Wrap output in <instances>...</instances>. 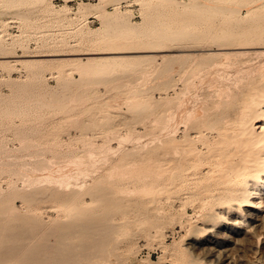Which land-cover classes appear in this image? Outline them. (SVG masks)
<instances>
[{
  "label": "rangeland",
  "instance_id": "rangeland-1",
  "mask_svg": "<svg viewBox=\"0 0 264 264\" xmlns=\"http://www.w3.org/2000/svg\"><path fill=\"white\" fill-rule=\"evenodd\" d=\"M258 1L0 0V225L19 232L3 235L2 245L23 244L38 228L21 225L17 215L57 217L54 189L98 179L119 185L110 255L100 264H227L210 254L212 246L235 254L238 264H264V242L223 220L208 232L194 204L184 213L178 200L140 196L155 185L150 169L162 161L166 107L210 104L259 70L264 48L217 49L221 36L234 45H264V0ZM84 2L108 13L119 7L141 32L100 37L104 16L94 8L84 14ZM123 48L144 51L104 52ZM35 54L53 55L27 56ZM175 125L179 136L185 121ZM55 239L50 235L49 243Z\"/></svg>",
  "mask_w": 264,
  "mask_h": 264
},
{
  "label": "bare ground",
  "instance_id": "bare-ground-1",
  "mask_svg": "<svg viewBox=\"0 0 264 264\" xmlns=\"http://www.w3.org/2000/svg\"><path fill=\"white\" fill-rule=\"evenodd\" d=\"M101 7L100 4L90 7L85 2L82 5L84 14L94 8L98 10L96 15L104 16L100 37L129 39L141 32L137 25L123 19L119 7L113 13ZM220 40L219 50L264 48V45H234V41L223 36ZM182 50L184 48L176 49ZM140 51L144 49L104 52ZM259 52L264 56V50ZM45 55L53 54L27 56ZM257 66H260L259 70L245 84L213 99L210 104L190 108L188 102H177L174 109L166 107L160 146L162 161L158 168L150 169L156 177L155 185L142 188L140 196L155 198L161 194L168 202L178 200L184 213L188 203L194 204L203 223L211 224L207 227L203 224V229L211 232L218 221L223 220L225 226L238 234L253 236L260 245L264 242V60ZM187 67L185 69H189ZM179 120H184L185 125L182 134L176 136L172 131ZM117 186L107 187L97 179L85 188L54 189L51 197L57 201V217L48 222L37 214L31 218L24 213L17 215L21 225L33 223L38 227L29 241L20 245L16 239L11 246L2 245L6 241L3 235H18L14 230L16 225L3 221L0 225V264H100L106 255H110L108 245L116 227L112 210L117 205L114 197ZM88 195L91 196L90 203L86 200ZM96 202L97 206L94 205ZM12 210L16 212V209ZM62 216H66L65 219ZM71 234L83 238L76 243L69 242L66 237ZM50 235L56 236L53 244L49 243ZM206 241L214 239L208 237ZM212 247L210 254L218 261L238 264L240 259L235 254ZM258 259L262 262L263 257ZM189 264L214 263L198 259Z\"/></svg>",
  "mask_w": 264,
  "mask_h": 264
}]
</instances>
